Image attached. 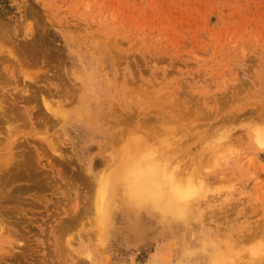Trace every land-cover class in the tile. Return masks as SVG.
Returning a JSON list of instances; mask_svg holds the SVG:
<instances>
[{"label":"rangeland","instance_id":"1","mask_svg":"<svg viewBox=\"0 0 264 264\" xmlns=\"http://www.w3.org/2000/svg\"><path fill=\"white\" fill-rule=\"evenodd\" d=\"M0 107V264H264V0H0Z\"/></svg>","mask_w":264,"mask_h":264},{"label":"bare ground","instance_id":"2","mask_svg":"<svg viewBox=\"0 0 264 264\" xmlns=\"http://www.w3.org/2000/svg\"><path fill=\"white\" fill-rule=\"evenodd\" d=\"M2 109L4 110L3 106H2ZM2 109L0 107L1 112H2ZM4 111H6V110H4ZM4 111L2 114L3 116L5 115ZM5 119H6V117H5ZM259 134H261V133H258V136H256L255 139L257 137L259 138ZM261 135L264 136L263 133ZM114 136H113V138H114ZM113 138H111V139H113ZM255 142H257L259 145L258 147L264 151V137L257 139V141H255ZM13 149H15V148H13ZM125 151H126V148L121 149L120 154L122 155L123 152H125ZM10 153H12V152H10ZM20 153H22V152L20 151ZM22 154H20V156H23ZM5 157H8V158L10 157L9 160H11L13 163L12 159L14 156L11 159V156L6 154ZM8 158L6 161L7 163H5V164H10V161L8 160ZM14 159L16 161L18 160V159H16V157H14ZM21 159H23V157ZM21 159L19 158L18 163H16L15 161H14V163L15 164L21 163L20 162ZM5 160H6V158H5ZM23 160H24V162L26 161L25 159H23ZM23 160H22V162H23ZM8 161H9V163H8ZM10 165H12V164H10ZM21 165H22V163H21ZM15 167H17V166H15ZM19 167H17V168H19ZM9 168H6V169L9 170ZM122 168L123 169L121 171L125 172V174L128 175V177H129L123 183L127 187V193H126L125 199H126V201L130 202L131 204H137V205L145 204V205H147V204L156 203L160 208H167L168 210L184 208L186 205H188L189 198L195 194L197 187H198V186H195V184L190 182L189 180L185 183H182L181 181L172 180L170 178L169 173L166 170H153L151 168V165H150L148 159L145 157L144 158L135 157L134 159L133 158H124ZM14 169H16V168H14ZM8 170H6V171H8ZM11 174H12V172H11ZM116 182L115 181L112 182V180L104 182L102 184V188L100 191V193H101L100 198L104 196V192L106 191V189L110 188V186H112V185L113 186L116 185ZM161 185H164V188H162ZM100 208H102L101 210L99 209L101 211V213L99 214L101 217L100 219H101V222H104V219H106V216H107V210H106L105 206H102V205L100 206Z\"/></svg>","mask_w":264,"mask_h":264}]
</instances>
